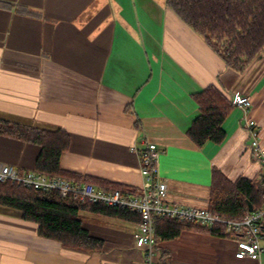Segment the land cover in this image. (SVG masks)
<instances>
[{"label":"crops","instance_id":"0c3cea01","mask_svg":"<svg viewBox=\"0 0 264 264\" xmlns=\"http://www.w3.org/2000/svg\"><path fill=\"white\" fill-rule=\"evenodd\" d=\"M0 117L71 138L65 169L141 188L133 145L162 148L160 174L170 201L208 207L213 169L231 180L263 172L250 147L243 109L224 122L226 139L196 146L186 131L199 113L192 94L209 84L250 96L264 142V52L244 72L227 66L166 0H0ZM22 6L43 16L17 11ZM38 144L0 134V162L36 167ZM83 224L101 250L40 236L38 223L0 205V264H146L138 222L88 212ZM264 247V236L262 238ZM169 264H264L237 257L234 236L193 229L157 242Z\"/></svg>","mask_w":264,"mask_h":264},{"label":"trees","instance_id":"16d2710c","mask_svg":"<svg viewBox=\"0 0 264 264\" xmlns=\"http://www.w3.org/2000/svg\"><path fill=\"white\" fill-rule=\"evenodd\" d=\"M166 4L219 54L227 66L238 72H244L264 52V0H166ZM0 5L10 7L2 2ZM16 9L43 16L41 11L22 6ZM192 98L199 113L186 131L188 138L198 147L207 141L222 143L227 137L224 122L235 106L232 98L215 84L193 93ZM0 134L38 144L41 150L34 169L42 173L92 182L105 189H131L65 169L61 157L69 148L71 138L63 128L47 129L0 117ZM248 201L255 209L264 207V172L254 178L240 176L231 180L221 169H213L208 205L212 213L226 219H243L250 212ZM0 205L17 208L24 219L38 223L40 236L88 250H101L104 239L89 233L81 212L141 221L140 214L123 207L80 202L57 191L28 188L10 181H0ZM154 223L157 264H169L171 257V251L157 246V242L173 239L185 229L231 236L222 223L207 227L168 217H156Z\"/></svg>","mask_w":264,"mask_h":264},{"label":"built area","instance_id":"2783aa9c","mask_svg":"<svg viewBox=\"0 0 264 264\" xmlns=\"http://www.w3.org/2000/svg\"><path fill=\"white\" fill-rule=\"evenodd\" d=\"M235 106L243 109V117L251 137L250 147L255 156L261 161L264 172V144L261 143L260 129L256 121L250 117L251 99L243 93L232 97ZM141 160L144 175L140 189H105L92 182H78L63 176H51L35 169L20 170L9 163L0 162V181H10L17 185L45 191H57L62 196L73 200L103 204L106 206L123 207L140 214L136 245L145 250V263L157 264L158 251L155 246V218L168 217L181 221L195 222L207 227L222 223L226 231L237 240V257L259 259L264 250L262 238L264 230V207L253 208L243 219H226L212 213L208 207H197L174 203L169 200V185L159 170V159L162 148L154 141L143 140V146L136 144L132 147Z\"/></svg>","mask_w":264,"mask_h":264},{"label":"rangeland","instance_id":"374dc122","mask_svg":"<svg viewBox=\"0 0 264 264\" xmlns=\"http://www.w3.org/2000/svg\"><path fill=\"white\" fill-rule=\"evenodd\" d=\"M262 144H264V142ZM88 215H90V214L87 211L81 212V218L82 219L86 220L88 218Z\"/></svg>","mask_w":264,"mask_h":264},{"label":"water","instance_id":"95a60500","mask_svg":"<svg viewBox=\"0 0 264 264\" xmlns=\"http://www.w3.org/2000/svg\"><path fill=\"white\" fill-rule=\"evenodd\" d=\"M248 207H249L250 211L253 210V204L250 201H248Z\"/></svg>","mask_w":264,"mask_h":264}]
</instances>
